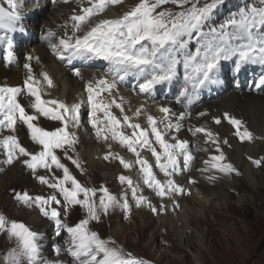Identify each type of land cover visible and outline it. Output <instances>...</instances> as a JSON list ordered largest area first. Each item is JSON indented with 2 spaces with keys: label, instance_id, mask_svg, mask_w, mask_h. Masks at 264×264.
<instances>
[{
  "label": "snow or ice",
  "instance_id": "6c2138e0",
  "mask_svg": "<svg viewBox=\"0 0 264 264\" xmlns=\"http://www.w3.org/2000/svg\"><path fill=\"white\" fill-rule=\"evenodd\" d=\"M7 3L8 8L0 7V28L16 31L15 22L20 20L17 4L15 0H7ZM121 3L123 0H87L88 6H81L80 14H73L70 18L71 34L65 32L58 43L52 45L53 51L59 60L69 64L75 59L102 60L109 63L107 74L93 77L84 83L89 108L88 121L96 137L105 141H117L134 153L135 164L139 166L143 184L152 189L161 200L166 197L172 199L177 194H190L175 177L190 171L195 157L189 140L171 135L180 132L181 121L189 114L181 112L177 115L171 108L162 105L158 109L162 116L157 118L148 114L145 127L133 119L143 114L144 105L137 107L133 116H129L125 114L124 98L120 97L118 101L112 96V92L116 89L117 80L123 81L129 75H135L137 78H143V82L139 83V91L149 93L156 85L172 81L177 76L178 65L183 64L184 86L179 95L184 96L189 91V85L195 89L206 82H213L222 60L238 57L235 65L237 72L240 71L241 65L246 63L264 65V32L259 31L264 27V6L240 8L218 27H210L208 32H203L202 28L225 0H138L118 17L93 22L94 18L103 14L110 5ZM168 3L176 5L180 10L157 11ZM80 4L83 5L84 0H80ZM194 34L199 40L195 50L190 51L189 40ZM48 35L55 36V33L49 32ZM6 40V55L11 61L14 59L13 42L10 37H6ZM27 59L31 61L33 57L29 55ZM24 67L27 75L22 86L0 85V131L7 129L15 133L18 125H23L30 139L40 146V150L29 151L22 146L15 134L0 138V148L6 154V164H12L14 160L25 157L22 162L33 174L38 168L46 169L51 178L46 175H38L36 178L41 184L52 189L53 194L32 197L25 191L17 192L15 198L25 205L37 206L44 217L54 222L57 236H60L62 231L68 233L65 251L72 257V264H150L149 261L126 251L114 239L102 238L98 232L89 228L90 221L99 222L101 213L107 215L113 206L119 205L125 212L130 213L131 206L127 196L119 201L104 186L95 188L82 185L57 155V149L64 150L67 160L81 168L79 160L69 155V150L74 152V146L78 142V137L69 128L80 126L84 101L68 104L60 99L45 98L47 93L43 91V85L48 88L54 86L49 73L41 71L40 78H37L31 63H26ZM73 72L83 79L79 68H74ZM109 76L112 79H109ZM255 86L257 89L264 86V75L259 76ZM105 94L111 97L107 102L104 99ZM22 96H27V105L21 102ZM113 107L120 110L121 116L114 114ZM199 115L205 116L206 112ZM223 117L234 127L235 135L241 141L254 139L253 133L244 126L242 120L228 112H225ZM42 118L57 121L60 126L49 130L41 125ZM213 120L216 124L221 123L219 117H213ZM158 125H163V128ZM126 129L130 130V133ZM189 131L193 136L202 133L205 144L212 145L215 153H218L210 154L209 158L203 161L204 167L198 171L239 175L234 165L227 161L218 133L206 126L189 127ZM169 136L170 139L166 138ZM227 143V139H224L223 144ZM144 150L154 157L155 168L163 173L164 179L157 177L153 164L141 154ZM110 158L118 159L125 168L132 166V162L125 161L119 154L109 152L104 156L105 160ZM249 159L256 166H260L264 160L252 157ZM54 169L62 170V175H58ZM216 178L215 175L207 177L208 180ZM119 180L121 183H127L137 207L146 205L154 214L166 209V204L154 205L142 194L139 184L134 185L130 177L121 175ZM188 183L195 184L196 181L189 177ZM97 193L100 194L98 202ZM172 202L175 207H179L174 199ZM71 206H80L87 213L85 218L72 226L61 219ZM0 232H7L10 238L17 241V247L5 256L8 264H41L39 233L23 222L8 220L3 214H0ZM60 251V247L56 246L57 256ZM43 264L65 262L54 260L44 261Z\"/></svg>",
  "mask_w": 264,
  "mask_h": 264
},
{
  "label": "bare ground",
  "instance_id": "6f19581e",
  "mask_svg": "<svg viewBox=\"0 0 264 264\" xmlns=\"http://www.w3.org/2000/svg\"><path fill=\"white\" fill-rule=\"evenodd\" d=\"M15 2L17 4V12L20 15V20L15 22L17 30L10 31L7 28H0V54H3L2 58L0 55V85L22 86L27 75V70L24 65L26 63H31L37 78H40L39 74L41 71H46L54 81V86L51 88L43 85V91L47 93L45 98L60 99L68 104L84 101L81 108V124L79 127L72 129L73 131H77L75 134L78 137V141L85 143L81 147V155L84 160H87V163L93 166L97 165L99 167L95 161L97 160L96 156L99 152V156L100 158L102 157L103 160L100 166L105 169V177L110 178L118 166L110 168L108 164L109 160H105L104 156L109 152L119 154L117 151L113 150L114 145H116L115 147L121 146L122 149L124 148V151H128V149L120 145L117 141L111 139L105 141L96 137L95 131L88 121L89 108L87 105V94L84 91L85 81L93 77L107 74L110 65L107 61L83 59H75L69 64L67 61L59 60L52 48V45L57 44L59 38L64 36L65 32L71 34L72 21L70 18L73 14H80L81 6H88L87 0H84L83 5L80 4V0H15ZM164 6L165 4L158 8L157 11ZM0 7L8 8L7 0H0ZM123 11V6L110 5L103 14L94 18L93 22L98 19L118 17ZM21 28L23 31H20ZM259 31L264 32V27L260 28ZM49 32L55 33V36H49ZM6 37H10L13 42L12 51L14 53V59L11 61L7 59L6 55ZM196 46L197 41H189L190 51H194ZM29 55L33 57L31 61L27 59ZM36 58H38V60ZM237 58L238 57L233 56L227 60H222L218 71L213 77V82H206L204 85L195 89L189 85V91L184 96L179 95L184 86L183 64L178 65L177 76L174 77L172 81L156 85L149 93H141L139 87L136 88L139 83L143 82L142 77L137 78L135 75H129L123 81L117 80V86L116 89L113 90L112 96H115L118 101L120 97L124 98L125 114L129 116H133L137 107L144 105L143 114L139 118L134 117L133 119L135 122H139L145 127L147 126L146 116L148 114L154 115L157 118L162 116V113L158 111L159 107L162 105L168 106L177 115L181 112H187L189 115L181 121L182 128L180 132L172 133L171 135H176L180 139L189 140L190 149L195 157L191 168L204 167L203 161L207 160L210 154H218L215 153V148L212 145L205 144V137L202 133L193 136L189 131V127L206 126L213 132L219 134L221 148L225 153L227 161L232 163L235 168L242 169L243 178L248 181L250 186L257 189V186L264 181V177L261 174V170L254 169L257 166H253L254 163L249 157L253 159H256L257 156L259 159L264 158V154L259 153V151L264 148V86L259 89L255 86V82L258 80L259 76L264 75V65L260 63H246L241 65L240 71L237 72L235 71ZM102 64H104V67L100 68ZM74 68L80 69L83 79L74 75ZM108 78L112 79L111 76ZM20 99L22 103L27 105V96H22ZM104 99L105 102H107L111 97L105 94ZM112 111L117 116H121L119 109L113 107ZM201 112H206V115L200 116L199 113ZM225 112L242 120L244 126L253 133L254 139L251 141H241L235 135L234 127L224 119L223 114ZM213 117H219L221 123L216 124ZM40 123L47 128L55 127L57 123L60 126V123L57 121H50L43 118ZM158 126L163 128V125ZM126 131L130 133V130L126 129ZM12 134L17 135L22 146L29 151L36 152L40 150V146L36 145L30 139V135L25 126L18 125L15 133L4 129L0 131V138L4 135ZM166 138L170 139V136ZM224 139H227V144H223ZM103 143H108V145L112 144V148L108 147L106 149ZM198 148H206L208 150L198 151ZM57 150H59L58 154L60 155L62 149ZM120 152H122V150ZM141 154L149 159L150 163L154 166V171L157 176H159L161 172L159 169L155 168L154 157H151L147 150L142 151ZM6 158L5 152L0 148V173H2L0 175V180L4 177V172L8 170L6 173L9 174L7 175L9 183L14 182L16 184H21L22 182H27L30 187L36 188V192H40H35L36 194H31L30 196H48L53 194L52 189H46L45 187L48 186L41 184L36 178L38 175H46L51 178V174L46 169L38 168L40 170L33 174L22 162L25 157L14 160L12 163L14 164L13 166L4 163ZM240 161L242 162V166L238 165ZM262 168L264 169V166ZM54 171L57 173L58 169H54ZM226 176L227 175L217 177L213 186L206 184L204 179V181L200 180L199 187H196L197 185L195 186L197 188V195L200 194L210 204L208 207L210 211L215 209L214 205H216L215 203L217 201L219 205H222L221 207L225 206L226 200H229L231 196L225 190L231 187L234 182ZM31 177L32 181L30 182L29 179H31ZM195 196L196 195L189 198H181L180 202L182 208L179 213L174 212L173 214L169 213L164 216H159L158 220L161 224L174 225L180 221L181 227H188L187 222L189 221V214L192 212L195 214H203L206 209L201 207V200L197 201L194 199ZM243 196L242 194L238 196V199L235 200V205L243 206L246 199L245 196ZM20 215L22 218H28L27 220L33 224V227H42L43 230H41L40 234L46 238L45 243L41 244L42 249L46 244L52 243L54 245L53 249H49L54 251L53 254L49 255V257L44 256L43 260L51 258L50 261L61 260L64 261L65 264H72V262L68 261L67 252L65 251L67 247L64 245V240L67 238L55 234V224L46 223V226L44 222L37 219L32 212ZM143 215L144 212L141 211V218L144 217ZM50 234L55 237L54 240L49 238ZM202 241L203 234L197 231L194 232V240L191 241L192 245L200 246ZM151 243L153 244L154 241H151ZM56 246H59L61 249L59 256L55 253ZM194 264L200 263L195 260Z\"/></svg>",
  "mask_w": 264,
  "mask_h": 264
},
{
  "label": "rangeland",
  "instance_id": "374dc122",
  "mask_svg": "<svg viewBox=\"0 0 264 264\" xmlns=\"http://www.w3.org/2000/svg\"><path fill=\"white\" fill-rule=\"evenodd\" d=\"M137 2L138 0H123V3L119 4V6H123L124 11H127ZM237 2L238 3L230 9H216L209 20L206 21L202 31L208 32L210 27H218L240 8L264 6V0H237ZM167 9L173 12L180 10L176 5L168 3L159 11ZM194 40H199V37L195 34L189 41L193 42ZM0 55L2 58L3 54ZM103 67L104 64L100 66V68ZM62 86L64 87L63 84ZM138 87L139 85L136 86V88ZM58 126L59 124L57 123L55 127ZM53 128L54 127H50L48 129L52 130ZM69 130L77 133V131H73L71 126ZM83 144L85 143L78 141L74 146L75 151L69 150V155L79 160L81 168H77L70 160H67L64 156V150L60 151V155L58 154L59 150H56L57 155L61 157V162L66 164L71 173L82 185L95 188L104 186L119 201H122L126 195L129 205L131 206L130 213L125 212L122 207L117 205L111 207L107 215L101 213L99 222L90 221L89 228L92 231L98 232L102 238L110 237L114 239L117 244L121 245L126 251L131 252L136 257L149 261L150 264H194L195 260L200 264H264V181L255 189L243 178L242 169L236 168L239 175L232 173L226 176L234 182L231 187L225 190L231 195L229 200H226V204L223 207H221L222 205H219L217 201L215 203L216 205H214L215 209L210 211L208 209L210 204L200 194L197 195L196 187H199L200 180H205L204 182L206 184L213 186L217 178L208 180L207 177L209 175H215L216 177L225 175L218 172L215 173V171L201 173L198 171L200 168H191L190 171L183 172L175 177L185 189L190 191V194H177L172 198L179 204V207H175L172 199L166 197L161 200L160 197L155 195L152 189L143 184L139 166L137 165L134 173H132V176L135 178V180H133L134 185L139 184L142 194L148 197L154 205L159 206L160 204H167L164 211L154 214L146 205L137 207L127 183H121L119 180L121 175L130 176L127 170L124 171L125 168L120 161L113 158L108 159L110 168H115L116 166H118V168H116L110 178H106L105 169L100 166L103 160L102 157L100 158L99 152L96 156L97 160H95L99 167L97 165L93 166L87 163V160L85 161L81 155V147ZM103 144L106 149L109 147L108 143ZM115 146L116 145L113 146V150L117 151L119 156L123 157L125 161H130L135 164L134 153L124 151V148L122 149L121 146ZM121 150L122 152H120ZM259 153L264 154V148L261 149ZM256 159H259V157L257 156ZM11 165L13 166L14 164ZM238 165L242 166V162L240 161ZM253 166L255 167V164H253ZM263 166L264 160H262L261 166H257L254 169L261 170V174L264 177ZM39 170L40 169H37L36 171ZM6 172H8V170L4 172V177L0 180V214H3L10 221L16 220L23 222L31 230L39 234L41 230H43L42 227H33V224L27 220L28 218H22L20 214L24 215L32 212L35 217L42 220L46 226L48 223L54 224L53 221L41 214L37 206L25 205L15 198L17 192L23 193L27 191L29 195L40 192H36V188L30 187L27 182H22L21 184H16L14 182L9 183V178L7 176L9 174ZM57 173L58 175L62 174V170H58ZM1 174L2 173H0V175ZM157 177L164 179L162 172ZM189 177L195 179L196 183L194 185L188 183ZM29 181H32V177ZM45 188L48 189V187ZM241 194L246 198L243 206L235 205V200L238 199V196ZM99 195L100 194L97 193V202ZM193 195H196L194 198L195 200H201V207L206 208L205 213L195 214L192 212L189 214V223L187 222L188 227L185 228L181 227L180 221L175 223V225L161 224L158 220L159 216H164L169 213L173 214L174 212L179 213L182 208L180 199L189 198ZM58 198L62 200V197ZM141 211L144 212L143 218L140 216ZM86 214V211L80 206H71L67 214L62 216L61 219L72 226L80 219L85 218ZM196 231L203 234V241L200 246H194L191 243V241L194 240V232ZM62 236L63 238H68V233L62 231L61 237ZM49 238L52 240L55 239L52 234L49 235ZM45 240V236L40 234V245L45 243ZM65 240L64 245L67 247ZM151 241H154V243L152 244ZM16 247L17 241L15 238H10L7 232H0V264H8L5 260V256L11 249ZM53 248L54 245L52 243L46 244L43 249L41 247V264H43L44 261H50L51 258L47 257L53 254L54 251L49 250ZM44 256H47V259L43 260ZM67 259L69 262H72V257L69 256L68 253Z\"/></svg>",
  "mask_w": 264,
  "mask_h": 264
},
{
  "label": "trees",
  "instance_id": "16d2710c",
  "mask_svg": "<svg viewBox=\"0 0 264 264\" xmlns=\"http://www.w3.org/2000/svg\"><path fill=\"white\" fill-rule=\"evenodd\" d=\"M237 0H225V3L221 5L217 10H226L234 7L237 4Z\"/></svg>",
  "mask_w": 264,
  "mask_h": 264
}]
</instances>
